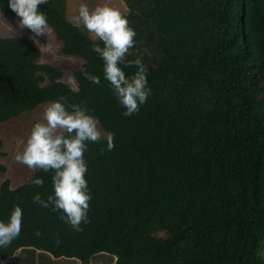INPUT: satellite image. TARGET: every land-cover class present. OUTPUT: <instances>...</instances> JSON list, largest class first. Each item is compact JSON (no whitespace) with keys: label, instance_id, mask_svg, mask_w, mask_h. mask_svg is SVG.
<instances>
[{"label":"trees","instance_id":"1","mask_svg":"<svg viewBox=\"0 0 264 264\" xmlns=\"http://www.w3.org/2000/svg\"><path fill=\"white\" fill-rule=\"evenodd\" d=\"M123 1L136 32L127 59H142L152 90L129 117L91 50L99 41L70 21L68 0L39 8L61 54L83 62L76 90L40 63L30 40L0 38V124L62 96L91 109L114 145L101 139L83 154L91 200L82 231L33 203L36 192H52L51 172L35 169L16 188L2 183L0 220L13 205L22 220L0 264H92L103 255L114 264H264V0ZM0 11L17 20L7 0Z\"/></svg>","mask_w":264,"mask_h":264},{"label":"clouds","instance_id":"2","mask_svg":"<svg viewBox=\"0 0 264 264\" xmlns=\"http://www.w3.org/2000/svg\"><path fill=\"white\" fill-rule=\"evenodd\" d=\"M45 0H7V7L16 16L17 30H27L33 43H40L52 34L46 12L39 8ZM0 17L3 12L0 11ZM89 34L93 41L91 50L102 61L103 80L123 109L122 115L129 117L139 112L152 94L148 86V69L142 59H127L135 48V30L125 15L117 8L101 4L89 10L86 3L78 9L77 27ZM135 67V72L125 74L124 67ZM84 78L93 85L101 77L84 71ZM71 80V76H69ZM103 139L106 150L113 148V134L103 131L98 117L82 104L68 103L65 97L49 101L40 121L35 122L23 143L22 151L15 160L29 169L51 172L52 192L42 198L36 192L32 201L41 208L60 213V219L74 231H82V223H88L91 193L85 178L87 162L84 152L89 143ZM39 187L44 181L40 177L32 180ZM22 208L13 205L7 220H0V248L8 246L20 233ZM40 233L37 232L36 235ZM59 243V241H57Z\"/></svg>","mask_w":264,"mask_h":264},{"label":"rangeland","instance_id":"3","mask_svg":"<svg viewBox=\"0 0 264 264\" xmlns=\"http://www.w3.org/2000/svg\"><path fill=\"white\" fill-rule=\"evenodd\" d=\"M81 3H86L89 10L97 5L108 4L110 7L117 8L124 15L127 13V6L123 0H68L67 15L70 21L77 25L78 9ZM16 28V20L0 17V38L2 37H25L29 39L27 30L19 31L16 34L13 29ZM32 43L33 41L30 40ZM42 51L40 63L50 64L60 70L64 77L63 81L72 89H77V83L74 74L82 69L83 62L78 58L65 57L61 54V44L54 34L46 40L40 38V43H33ZM71 76V80H69ZM47 104H43L35 111L26 113L18 118L11 119L6 123L0 124V141L2 142V156L0 157V167H5L6 172L0 174V187L5 180L11 181L12 188L28 183L35 169H29L26 165L15 160L17 152L22 151L32 125L40 121L43 110ZM103 130V129H102ZM104 131V130H103ZM115 259L108 256H97L92 264H114Z\"/></svg>","mask_w":264,"mask_h":264},{"label":"crops","instance_id":"4","mask_svg":"<svg viewBox=\"0 0 264 264\" xmlns=\"http://www.w3.org/2000/svg\"><path fill=\"white\" fill-rule=\"evenodd\" d=\"M43 259L44 258H40V259L36 260L35 263L36 264H41V262H42ZM65 261L66 262H70L71 264H80V262H78L77 260H70V261L65 260ZM57 262H58V260H57Z\"/></svg>","mask_w":264,"mask_h":264}]
</instances>
